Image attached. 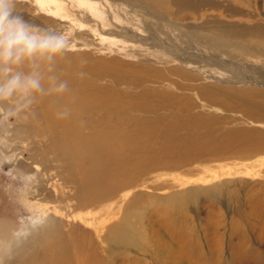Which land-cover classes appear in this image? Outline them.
I'll use <instances>...</instances> for the list:
<instances>
[{"label": "rangeland", "instance_id": "rangeland-1", "mask_svg": "<svg viewBox=\"0 0 264 264\" xmlns=\"http://www.w3.org/2000/svg\"><path fill=\"white\" fill-rule=\"evenodd\" d=\"M18 10L70 48L0 101V264H264V0Z\"/></svg>", "mask_w": 264, "mask_h": 264}, {"label": "clouds", "instance_id": "clouds-1", "mask_svg": "<svg viewBox=\"0 0 264 264\" xmlns=\"http://www.w3.org/2000/svg\"><path fill=\"white\" fill-rule=\"evenodd\" d=\"M70 42L64 35L52 34L47 28L35 26L18 10V0H0V101L14 95L21 99L42 89L36 72L25 75L12 72V66L30 62L35 66L37 59L48 58L67 51ZM66 84H60L56 91L62 92ZM27 105V100L25 105ZM69 115L61 113V118Z\"/></svg>", "mask_w": 264, "mask_h": 264}, {"label": "bare ground", "instance_id": "bare-ground-1", "mask_svg": "<svg viewBox=\"0 0 264 264\" xmlns=\"http://www.w3.org/2000/svg\"><path fill=\"white\" fill-rule=\"evenodd\" d=\"M151 2H154L157 6L165 5V0H148ZM172 4L177 9L182 8H188V7H196L201 4H211V0H170ZM244 31V30H243ZM256 31H260V28H257ZM251 35V33H249ZM34 70V69H33ZM47 80L42 81V91L41 94L46 96L48 94V88L46 87ZM33 96V95H32ZM26 126L20 125L16 127V131L19 130L22 131ZM18 133V132H17ZM31 137V136H30ZM50 244V243H49ZM67 245L64 246L57 244L55 242H52L49 249L45 250V257L42 258L38 264H65L67 255ZM76 250V249H75ZM25 252V251H24ZM33 252V251H32ZM24 255H22L23 257ZM27 256V255H26ZM21 257V258H22ZM27 258V257H26ZM69 262V261H68ZM30 263L32 264V261L30 260ZM23 264H29V260H25Z\"/></svg>", "mask_w": 264, "mask_h": 264}]
</instances>
